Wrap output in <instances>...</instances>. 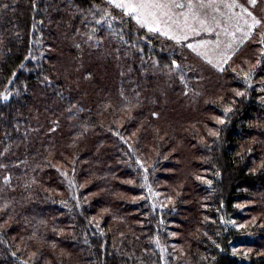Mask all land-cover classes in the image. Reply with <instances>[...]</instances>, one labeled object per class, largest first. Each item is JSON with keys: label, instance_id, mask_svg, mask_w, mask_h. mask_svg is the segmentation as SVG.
<instances>
[{"label": "trees", "instance_id": "16d2710c", "mask_svg": "<svg viewBox=\"0 0 264 264\" xmlns=\"http://www.w3.org/2000/svg\"><path fill=\"white\" fill-rule=\"evenodd\" d=\"M57 4L0 0V264H161L160 244L180 248L185 264H264V226L233 224L264 215V106L254 91L234 98L236 76L224 71L210 74L217 96L204 103L180 90L163 99L142 71L151 58L163 69L175 59L141 30L127 39L143 62L80 65L74 42L94 21ZM219 102L231 111L215 139L207 131ZM125 127L156 149L148 161L119 140ZM158 192L179 195L162 207Z\"/></svg>", "mask_w": 264, "mask_h": 264}, {"label": "rangeland", "instance_id": "374dc122", "mask_svg": "<svg viewBox=\"0 0 264 264\" xmlns=\"http://www.w3.org/2000/svg\"><path fill=\"white\" fill-rule=\"evenodd\" d=\"M55 1L58 4L54 6V11H59L60 13L70 16L83 13L88 16L89 24L94 21V27L90 29L83 28V30L85 29V32L80 31V35H78L79 39L74 42V47L77 51L74 61L80 62V65H84L87 62H92V64L93 62H110L112 59L122 62L123 59L128 60L132 57L133 59H136L135 61L133 60L134 62H143L144 57H147L144 55L142 49L138 48L137 43H131L130 40L127 39L128 31H130L131 34H134L133 31L141 30V32H143V40L146 38L155 39L156 37H159L158 40H162V44H167L166 47L159 49L161 54L167 56L171 61L172 59H175V65L179 66L176 67L173 64L171 69H163L157 63L155 58H151L147 63L146 71H142L143 75H146L145 81L149 79L152 80L150 85L154 84L155 91L158 92L163 99L171 98V96L168 98V91L172 92L174 90H180L185 96L188 94L189 98L192 99V104L200 99H203L204 103L208 97L214 95L215 97L217 96L214 93L208 92L206 89L211 81L210 74L228 71L229 74L236 76L234 81L235 87L231 91L234 98L241 97L247 92L250 93L253 90L256 94L257 100L264 106V55H262V53H264V44L260 43L261 34L264 33V0H257L255 6L249 4L248 0H236L238 4L247 8L248 11L252 12L257 19L262 21V23L259 27L252 31V35L249 39L244 40L243 43H239V41L243 39V32L248 29L245 26L243 31L236 32V18L233 17L232 21L228 24V30L229 32L236 33L237 42L233 44L234 51L229 50L228 54L231 55V59L228 60L226 64H222V71L219 70V67H213V64H217L220 61V52L224 49L225 44L231 40V37L226 35L223 31L225 21L228 17L232 16L233 13H240L241 8L239 7L229 9L225 7L224 4H219L218 7L220 12H213L211 15L217 16V19L220 20V27H216L215 23L212 22L213 31L211 33L201 31L200 35H194L189 32L187 40H182L180 43H176L174 40L168 39L165 36L149 33L146 28L140 27L135 20H132L129 17H124L118 10L112 8L110 5H107L105 0H101L102 4L95 6L94 8H89V6H75L70 2V0ZM180 2H184V0H180ZM230 2L231 0H225V3ZM105 11L109 12L111 15L104 16L103 13ZM175 11L180 12L184 11V9H176ZM220 13H223V15ZM242 15H244V18L248 19L249 22L251 21V18L248 17L246 13H242ZM96 16L99 19H96ZM111 16H115V19H111ZM97 20H100L101 23L97 24ZM128 21L131 22L132 28H128L125 24ZM209 21L211 22L210 16ZM240 23L243 24V20H241ZM110 24L111 27H109ZM217 33H219V35H217ZM176 34L183 35V33L179 30H176ZM217 40L222 42L219 48L216 47L215 42ZM200 41H210L211 43H209L206 47H196L195 51L187 47L188 44L198 46ZM147 44L150 45L151 48L154 46V43ZM197 52L202 55H198ZM208 60H212L213 63L209 64L207 62ZM65 62H70V60H65ZM81 67H78L77 69L75 68L74 72H79ZM128 71L129 68L126 69V72H122L121 75L126 78V80L130 77L127 74ZM177 86L179 88H177ZM237 93L243 94L237 95ZM137 97H141L140 99L142 103H144V101L147 103L149 102L148 99L145 100L143 98V94H139ZM156 98H158V95H156ZM196 105L200 106L203 104H200L199 102L194 104V107ZM217 107H219L216 109L217 116L220 117L213 116V122L216 127L214 130H206L207 134L215 139L219 137L220 128L226 124V119L230 113V111L226 112V109H231V107L229 108L220 102L217 104ZM128 111H130L128 113L129 116H127L123 122L120 120V126L122 127L124 126V123L132 119L131 115L136 111L135 106ZM220 121H223V123ZM162 123V120L159 121V126H161ZM125 129L126 130L122 132L119 140L122 143H130L133 146L139 160L144 162L145 160L148 161L150 156L149 153H153L156 149L150 143L145 147V141H142V137L139 136L138 133L139 131L137 132L138 128H131L128 130L127 127H125ZM169 153L171 154L173 161L183 165L184 162L182 159L184 156L181 159L180 153H178L179 155L176 154V151H173V149ZM151 157L152 155L150 158ZM173 173H177V171H173ZM71 178L72 182L75 184V178ZM179 183L180 182H174L176 189ZM76 184V186H80V188L82 187L78 182ZM157 185H161V182H158ZM178 195V192L170 194H159L158 192L156 200L160 206L167 207V205L171 204L169 202L177 200L176 198H178ZM241 209L242 208L239 207L240 212ZM258 222L264 226V215L255 212L248 215L244 221L233 224L236 229H245L246 226H254ZM241 225L243 227H238ZM158 248L161 251L162 256L161 264H185L183 256L180 255L182 254L180 253V248L170 246L169 248L172 249V251H169L161 244L160 246L158 245ZM248 250L250 249H234V252L246 254Z\"/></svg>", "mask_w": 264, "mask_h": 264}, {"label": "snow or ice", "instance_id": "6c2138e0", "mask_svg": "<svg viewBox=\"0 0 264 264\" xmlns=\"http://www.w3.org/2000/svg\"><path fill=\"white\" fill-rule=\"evenodd\" d=\"M107 5L112 6V8L118 10L124 17H129L135 20L138 25L142 28H146L149 33L159 34L167 37L168 39L174 40L176 43H180L182 40L188 39V33L191 32L194 35H200V32L211 33L213 31L212 22L215 23L216 27H220V20L217 19L216 15H211L213 12H220L218 7L219 4H224L225 7L231 8H241L240 13H233L232 16L228 17L225 21V26L223 31L226 35L231 37V40L225 44L224 49L220 52V61L217 64H213V67H219V70H223L222 64H226L228 60L231 59V55L228 54L229 50L234 51L233 44L237 42L236 33L229 32L228 24L232 21L233 17L236 18V32L243 31L244 27H247V31L243 32V39L239 43H243L251 37L252 31L260 26L262 21L257 19L252 12L248 11L242 5L238 4L236 0H231L230 3H225V0H105ZM248 3L255 6L257 0H248ZM7 7V5H4ZM176 9H184V11L177 12ZM242 13H246L248 17L251 18L249 22L248 19L244 18ZM223 15V13H220ZM104 16H110L111 14L107 11L103 13ZM209 16L211 17V22L209 21ZM111 19H115V16H111ZM243 20V24L240 21ZM97 24L101 23L100 20L96 21ZM198 26V27H197ZM111 27V24L109 25ZM176 30H179L183 35L176 34ZM171 33V34H170ZM219 35V33H217ZM91 38V37H89ZM210 41H200L198 46L188 44L187 47L196 50V47H206ZM216 47L219 48L221 41L217 40ZM261 44H264V33L261 34ZM198 55H202L197 52ZM264 55V53H262ZM212 64V60L207 61ZM175 65V62H173ZM179 67L178 65H175ZM243 93H237V95H242ZM0 99L7 100V95H0ZM231 111V109H226ZM223 123V121H220ZM139 163V161H137ZM4 167V165H0ZM199 179V178H198ZM7 182V178H5ZM131 183V181H129ZM210 183V182H208ZM151 191V189H149ZM143 198V197H142ZM224 222V221H221ZM238 227H243L238 226ZM159 242L157 241V244ZM219 247V245H217Z\"/></svg>", "mask_w": 264, "mask_h": 264}]
</instances>
